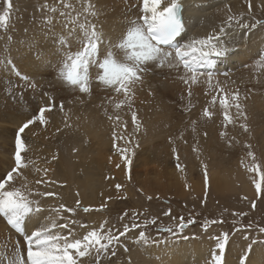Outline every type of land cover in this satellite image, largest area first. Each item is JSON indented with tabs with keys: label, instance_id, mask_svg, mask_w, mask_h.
Wrapping results in <instances>:
<instances>
[{
	"label": "bare ground",
	"instance_id": "1",
	"mask_svg": "<svg viewBox=\"0 0 264 264\" xmlns=\"http://www.w3.org/2000/svg\"><path fill=\"white\" fill-rule=\"evenodd\" d=\"M19 2H21L20 6L23 3H25L23 6H28L29 4L28 0H19ZM66 2L72 5L71 9H65L63 4L59 3V0H32L30 7H34V10H28V13L25 15L27 20H24L18 26L19 28L15 29L13 34H9L11 36L9 42L3 46L4 51L0 52V162L5 165V169L3 168L4 170L2 169L1 171L6 173L11 170L13 158L11 159L8 154L10 152V156H13L15 152L16 134L11 133L6 127H21L29 119L37 116L36 111L40 106H44L50 109L44 114L46 123L41 124L37 119L24 131V133L31 136V139L25 141L21 137L26 147V151L22 154L28 167L20 170L21 175L15 176L14 174V182L17 184L16 186L27 182L31 189L35 187L36 191L41 193L51 192L56 194L59 191L62 195L58 197V202L56 201L57 199H47L48 196L33 197L39 201L41 212L33 214L26 220L24 225L25 233L30 235V232L46 224L49 217L55 218L57 213L54 210H58L61 204L65 205L67 203H65L67 197L63 196L64 194L61 190H58V182H66L71 185L70 196L72 199L75 202L79 200L80 205L90 210L99 211L106 205L107 198L116 197L118 195L116 191L108 183H105V177L109 176L110 173L106 167L108 165L117 177L123 175L114 168L116 160H120L117 153L120 152L119 155L122 158V155L128 149L129 140H134L133 137H147L149 142L144 141L150 145L156 142L147 148L156 149V151H152L156 157L169 156L168 145L165 143L164 145L161 141L166 136H164L165 129L167 128V131L170 130L169 127H171V123L175 118L173 115H170L169 108L171 106L167 107L165 103L168 100H174L170 96L182 95L179 91L180 87L185 90H192L191 95L186 98L188 99L187 102L190 101L189 105H191V108L193 107L195 111H199L200 115H203L206 108L212 113L211 118L207 117L205 119V116L203 117L205 120L211 121H208L209 123L206 122V124L204 122L205 126L209 127L213 123V120L217 123L219 122L221 126L226 125V121L223 118L225 109L221 106L220 101L219 103H214L210 100L207 103V99L201 96V88H204L203 90L207 93L210 91L209 87L214 89L212 90L213 92H216L221 86H230L229 89L223 88L220 90L223 92V94H220L222 99H227L230 102L227 111L229 116L232 117L234 124L235 122L240 126L241 124H246L247 128L250 127L248 132L251 133L252 129L255 135H263L264 58L262 57H264V25L257 24L255 28H243L235 25L226 30L222 41L228 42L230 51L224 56V61L227 64V69L234 67L231 74H229L232 78L230 81H227V76L212 77L211 82H209L205 75L199 77L198 83L186 85L181 79L184 76L182 66L179 68H169L167 66L159 67L156 64L150 63L147 66L148 70L142 74V81L133 87L130 99L126 100L117 109L115 104L119 100L125 99V97L122 94L117 95L111 88H107L97 81L98 69L95 66L90 69L89 90L83 93L78 88L66 84L58 76V72L65 54L69 51H76L80 45L78 32L69 35V28L78 29V24L72 23L77 13H80V23H84L85 19H87L90 24H95L102 41L99 58L103 59L107 51L113 44L118 42L121 35L126 31L129 22L137 19L140 15L139 5L141 0H66ZM180 2L183 5L182 17L185 27L181 36L177 38L176 43L178 45H184L194 39L215 34L228 15L240 17L246 24H254L256 21L264 19L258 17L259 12L264 10V0H180ZM249 3L251 4V10H249ZM89 4L92 5V8L89 9L88 13H85L84 9ZM51 8H56L57 11L52 12L50 11ZM92 11H95L96 15H92ZM61 12H68L70 15L61 16ZM29 14H31L30 17ZM248 19L255 20L249 23ZM62 35L64 37L63 43L58 39ZM2 42L0 40V45H2ZM257 56H260V58L256 59ZM238 64L239 66H237ZM200 70L203 72L208 71L207 69ZM210 71L212 72L213 68ZM50 75L51 80L49 79ZM24 78H27L31 85L30 87L34 85L33 90L30 88L29 92H27L28 85L24 86L22 80ZM206 83L210 85H206ZM15 88L20 89V91L22 89L23 93H25L24 96L19 95L18 90H15ZM233 94H237L238 103L247 117L246 120L237 112L235 107L236 102L232 101ZM152 95H154V98L150 100L149 96ZM16 103H21V107L15 105ZM61 105H63L62 108ZM124 107L125 110L127 109V112H124L125 115L121 114L124 111ZM128 109H131V113ZM104 110H111L112 113L119 111L115 115V117H119V120L116 118L112 122V118H109L112 114L108 115L109 113L107 112L108 116H106L103 112ZM133 112L137 116L136 124L132 122ZM170 118H173V120ZM187 118L192 119V115H189ZM175 121L174 123L176 124ZM185 121L187 122V119ZM180 122L181 119L175 127H179L180 125L178 126V124ZM201 122L203 125V120ZM180 124L183 125L180 126L182 128L186 125V123L185 125ZM112 125L114 126L112 127ZM191 125H188L189 129H191ZM184 129L186 130V126ZM184 129L180 128L183 131L182 133L176 129L180 134H173L171 138L173 141L181 139L180 143L182 142V145L178 143L176 151L178 152V161L181 168L188 169V174L196 172L197 169L204 170L203 160L207 159V157L212 164L215 162L221 164L226 158L223 157L225 154L220 149L224 147V142L236 144L244 139L241 136L243 132L242 127L239 133L235 132V137L232 132L228 134L227 131L223 130L221 133H225L224 137H219L216 127L196 131L198 132L196 135H191L192 130L184 132ZM194 130H197V127ZM56 131L59 132L58 134H62L61 137L65 140L62 141L59 148L52 142ZM203 135L205 138H202ZM119 137L121 139L118 141ZM79 139L88 142L94 140V144L90 146L94 147V154L86 151L84 146L78 141ZM38 140L48 144L50 151L47 148L45 149V147L39 146ZM112 140L116 141L117 148H115V155L113 154L115 159L110 161V158H107V153L109 154L110 151L108 150L113 149L110 148ZM188 143L192 144L191 150L184 149V146ZM165 156L163 157L164 159ZM75 158L77 162L74 160ZM57 160H61V166L64 169L63 180L59 178L60 176L57 175L52 167ZM163 162L161 161L160 163L162 164ZM168 166L172 167V162ZM214 168L212 167V170ZM44 169H47L46 175L44 174ZM231 169L234 170L232 167ZM36 171H38V179L41 178L42 174L43 179L40 180L45 181V183L36 184L31 179V173ZM77 171L78 173L81 171L82 176H84V181H82L81 185H73L75 179H77ZM224 171L225 173H218L221 179L219 182H217L218 177L214 180V182H217L215 184L216 188L230 190L238 181L247 187L245 192H252L253 186L250 185L251 180L248 173L247 175L245 172L239 173L241 171L240 168L237 170V174H231L229 172L231 170L226 168H224ZM87 172L88 174H86ZM177 172L179 173L178 170ZM177 177L181 181V178ZM50 201L54 202V204ZM73 203L71 202V204ZM59 216L63 217L62 219H57V222L60 224L75 221L73 215L63 210L59 211ZM76 216L85 217L88 222L87 228L80 231L78 230L80 229L78 228V224L82 222L75 221V225H69L77 238H82L92 228H99L100 224L105 221L107 222L106 229L113 223L102 214L93 215L90 213L84 215L83 213H79ZM56 231L60 230L57 229ZM67 231V229L63 230V234L66 235ZM118 231H123V227ZM19 238L24 242V234L14 232L6 220H2L0 216V261H2V264L4 263L5 252L8 253L7 259L11 258L16 250H20L21 254H24ZM206 245L208 244L201 241H189L184 244L182 243V246L178 248L177 246H172L171 242L164 245L160 243V245L152 246L149 251L148 249L144 251L145 256L143 255V258L146 259L145 264H147V261L150 264H208L201 259L202 255L207 258L210 257L211 260V254L207 256ZM258 247L259 245H256L252 251L253 254L246 257L247 264H264V246L262 248ZM241 248V246L240 248L237 247V249ZM147 252L150 254L146 255ZM24 256L26 257L25 254ZM92 256L93 253L79 258L78 264H90L89 259ZM240 257L238 256V250L229 251L223 264H239ZM210 264H212L211 261Z\"/></svg>",
	"mask_w": 264,
	"mask_h": 264
},
{
	"label": "rangeland",
	"instance_id": "2",
	"mask_svg": "<svg viewBox=\"0 0 264 264\" xmlns=\"http://www.w3.org/2000/svg\"><path fill=\"white\" fill-rule=\"evenodd\" d=\"M21 2H19V0H11V3L13 5L11 14L13 15L10 14V19L6 25L7 29L0 27V40L3 41L2 45H0V52L4 51L3 46H5L7 42H9V38L11 37L9 34H13V32H15V29L16 28L18 29L19 28L18 26L21 25V23L24 22V20L25 21L27 20V18H25V15L28 13V10L31 9L34 10V7L33 8L30 7L31 6L30 2H32V0H28L29 2L28 6L27 5L23 6L25 3H23V5L20 6ZM3 8H4L3 0H0V13H2ZM30 15L31 14H29V17ZM258 17L264 18V10L259 12ZM16 20H18L19 22ZM254 20L248 19L247 21L251 23L254 22ZM259 21H261L260 25H264V19H260ZM241 33H245V32H241ZM2 37L4 38L2 39ZM210 58L214 61L212 77L228 76L227 81H230V79L232 78L230 77L229 74H231L232 69L234 67L232 69L226 68L227 64L224 61L225 60L224 56H220V57L211 56ZM258 58H260V56H257L256 59ZM249 60L250 58L247 61L249 62ZM237 66H239V64ZM49 79L51 80V75ZM22 80L24 86L28 85L27 92H29L30 88H32V90L34 89V85L30 87L31 85L29 84L27 78H24ZM206 85H210V84L206 83ZM229 87L230 86L227 85L226 87L221 86L218 88V90H216V92L215 91L213 92L212 90L214 89L209 87L208 89H210V91L207 93L203 90L204 88H201V96L207 99V103H209L210 100L211 102L219 103V101L222 99L221 94H223V92H221L220 90H222L223 88L229 89ZM56 89L58 88L56 87ZM15 90H18V88L17 89L15 88ZM179 91L182 95L179 94L175 96L168 95L171 98H174V100L176 99L177 101L168 100V102L165 103L167 107L171 106L169 108L170 109L169 112L170 115H173L175 118L174 120L173 118H170L173 120L172 122L173 124L171 123V127H169L170 129L169 131H167V128L165 129L166 132L164 136L166 135L165 136L166 138L164 137L162 140L163 142L161 141V143L163 144L165 143L168 145L169 156L164 155L165 159L163 158L164 156H161V158L156 157V155H154L155 153H153L154 151H156V149L153 148L147 149L148 147L154 145L156 142L150 145L149 143L148 144L145 143V141L149 142L147 137H143L144 138L143 139L142 137L135 138L132 136L135 142H133L134 140H129L130 148L128 146V149L127 151H125V154L121 152L123 155H126L127 162L125 159L121 158V156L119 155L120 152L117 153L121 161L116 160L117 162H115L116 163L115 165L117 166L119 164L120 167L115 166L114 168L116 169V171L121 172L123 175L117 177L108 165L106 167L110 173L109 176L107 175L105 177V183H108V185L113 190H115L118 195L116 197H112L111 199L107 198L106 205L103 208H101V210L99 211L89 210L88 212H84L83 209L86 207L80 205L81 203L77 205V202H75L70 196L72 186L67 184L66 182L57 183L58 190H61V192L64 194L63 196L67 197V201H65V203L67 202L65 204L66 208H71V209L73 208L74 211L71 212L70 214L73 215L76 222H82L78 224V228H80L78 229L79 231L85 229L80 227L81 224L88 226V222L86 221L85 217L76 216L79 213L81 214L83 213L84 215L90 213H92L93 215L96 214L105 215L107 218H109L111 222H113L112 225L109 228H107V229H111L113 234H116L117 231L119 229H122V227L125 224L129 225L130 231L125 236L120 238L119 244L114 243L113 245L110 246L109 251L107 253H101L99 262H97L95 252H93L92 258L89 259L90 264H132V263L145 264L146 259L143 258L144 251H146L147 249L149 251L152 246L160 245V243L164 245L165 243H169V242H171L172 246L174 245L177 246L178 248L179 246L180 247L182 246V243L184 244L189 241L205 242L206 244H208L206 245V249L208 252L207 256H209L210 254H212L213 251H216L217 238H221L223 233H228V242L226 244L224 251L225 255L223 254L224 262L226 260L227 252L229 251L236 249L238 250L239 257L240 256L242 257L243 255L244 257H247L253 254L252 251L254 250V247L256 245H259L258 248H262V246H264V232L260 231L261 228H264V139H263L264 133L263 135L258 136L255 135V132H252V129H251V133L248 132L250 127L247 128L248 129L247 131H244V129L242 128L243 132L241 136L244 138L242 139V141H239V143L236 144L235 143L229 144L224 142L225 148L224 147L220 148L225 154V156L223 157H226L221 162V164H218L216 162L212 164L211 161L208 160L209 158L207 157V159L205 158L203 160V165H204L203 167L205 168L204 170L197 169L196 172L194 171L192 172V174H188L189 171L188 169L181 168V166L179 169L177 168V164H179V161L177 159L178 152L176 151V148L178 143H180L181 139H178V141L175 139L176 141H173L171 135L173 134L177 135V133L178 134L182 133L183 132L182 130L186 126L187 132L188 131L190 132L192 130L191 135H196V133H198L196 131H200L202 129H208V128L211 129V127L213 128L216 127L219 137H224V135H221L222 130L227 131L228 134H231L232 132L233 136L235 137L236 133L240 132L241 126L236 124V122L234 124V121L232 122L233 124L232 123L229 124L226 122L227 126L226 125L221 126L219 125L220 124L219 122L217 123L214 120L209 127L205 126L206 122L209 123L211 121L208 120L209 121L208 122L207 120H205L207 117H205L204 119L203 118L204 115H200L201 113L199 111H195L193 107L191 108V105H189L190 101L187 102L188 99L186 98L190 96L189 92L191 93L192 90L189 91V89L185 90L182 89V87H180ZM18 94L24 96L25 93H23L22 89L21 91L19 89ZM213 97H216L215 101H213ZM153 98L154 95L149 96L150 100ZM15 105L21 107V103H16ZM41 107L44 106H40L39 109ZM39 109L36 111L37 113L36 115H38ZM123 110L124 111L121 112V114L125 115L124 112H127V109L125 110L124 107ZM128 111L131 113V109L130 110L128 109ZM103 112L104 114H106V116L110 114L113 115V116L111 115L112 122L116 120L117 117H115V115L119 113V111L112 113L111 110L110 111L104 110ZM189 115L190 116L192 115V119L187 118L189 117ZM223 118H224V114H223ZM180 119H181L180 123L184 125L186 123V125L183 128L180 127L183 126L180 123L178 124V126L180 125L179 127H175L177 126L176 124L180 121ZM185 119H187V122L185 121ZM190 119L193 122L192 123L193 126L191 125ZM200 119L203 120V125ZM174 121L176 122V124L174 123ZM168 125L170 126L169 123ZM188 125L189 126L191 125L190 127L191 129H189ZM113 126L114 125H112V127ZM172 126L175 129V131L172 128ZM196 127L197 130H194ZM19 128L20 127L14 128L13 126H8V128L6 127V129H8L11 133L13 132L15 134L18 132ZM180 128L182 130H180ZM176 129H178L180 133L176 131ZM186 130L184 129V132H186ZM58 133L59 132L56 131V135L54 136V140L52 142H54V144H56L57 147L59 148V146L62 144V141L65 140H63V137H61L62 134H58ZM223 134L225 133L223 132ZM21 137L24 138L25 141L31 139V136L24 132L21 133ZM202 138H205L204 135L202 136ZM120 139L121 138L119 137L118 141ZM78 141H80V144L84 146V149L86 151H89L91 154H94L93 153L94 147H90L94 144V140L88 142V141H81L79 139ZM142 142H144L146 146ZM38 144L39 146L45 147V149L47 148V150L50 151L48 144L42 143L39 140H38ZM180 144L182 145V142ZM110 148L113 149L108 150L110 152L109 154L107 153V158H110V161H112L113 159H115L114 152H116L115 148H117V144L115 140L111 141ZM191 148H192L191 143H188L184 146L185 150H191ZM228 150H230L229 153H227ZM249 152H251L253 155L249 156L248 155ZM8 155L11 159L13 158V164L11 166L12 168L14 166V155L10 156V152ZM74 160H76V158ZM161 161L164 162L161 164L160 163ZM171 162H172V167L168 166V164H170ZM143 163L145 164L143 165ZM52 167L54 168L57 175L60 176L59 178L63 180L64 169L63 166H61V160L55 161ZM212 167L215 168L212 170ZM231 167L234 168V170L231 169ZM3 168L5 169V165L1 164L0 162V179H2L7 174V172L4 173L1 171ZM224 168L230 169L232 171V172L229 171L231 174H237L238 172L237 170L239 168L242 171V172L240 171L239 173L245 172L246 175L248 173L251 180L250 185L253 186L252 192L251 193L245 192L247 187L243 186V184L238 181L233 185L234 187L231 188L230 190H222L216 188L215 184L219 182V180H221L219 178L220 176L218 173L220 172L225 173ZM250 168L252 169L251 171H249ZM177 170L179 171V173L177 172ZM171 171L174 173H172ZM76 173H77L76 175L77 179H75L73 185H78V184L81 185L82 181H84V176H82L81 171L79 173L77 171ZM205 173L207 175V184L205 183ZM86 174H88V172ZM177 176H179V179L181 178V181L178 180ZM217 177H218V181L214 182V180ZM31 179L34 181L43 179L42 174H41V178L38 179V171L32 172ZM15 185L17 184L15 183ZM116 185H121V187L117 189ZM257 185H259L260 187V194L257 193ZM33 190L36 191L37 189L33 187ZM60 196L62 195L58 191L55 195L48 196L47 199L49 198L57 199L56 201L58 202V197ZM149 197H151V199H149ZM71 202L74 203L71 204ZM51 203L54 204V202ZM47 204L49 203L47 202ZM253 204L255 205L254 207ZM166 212L170 214L165 215ZM181 217H183L185 223H187V221L189 220L194 221V223L187 224V227H185L183 231H177L176 226L180 223ZM1 219L4 220L2 216ZM153 220H155V223L151 222ZM213 220L222 221V223L212 224L211 221ZM132 224H137L139 225V227L133 229L131 228ZM165 228H172L173 233L175 234L166 231H158V229H165ZM141 231L145 232V236L148 240L147 243H144L143 241L138 242L139 233ZM20 243H21L22 252L26 255L25 252L26 246L22 241V239H20ZM167 245L169 246V244ZM240 246L242 248L237 249V247L240 248ZM125 247L127 248V251H125ZM113 252L115 253V255H112ZM147 254L150 253L147 252L146 255ZM7 255L8 253L5 252L3 264H7V258H8ZM201 257H202L201 259H203L204 262L210 264L211 261L210 257L207 258L202 255ZM147 264H150V262L147 261Z\"/></svg>",
	"mask_w": 264,
	"mask_h": 264
},
{
	"label": "snow or ice",
	"instance_id": "3",
	"mask_svg": "<svg viewBox=\"0 0 264 264\" xmlns=\"http://www.w3.org/2000/svg\"><path fill=\"white\" fill-rule=\"evenodd\" d=\"M59 3L63 4L65 9L72 8V5L66 0H59ZM3 4L4 8L0 13V27L6 28L13 5L11 0H3ZM91 8L92 5L89 4L84 12L88 13ZM182 8L183 5L180 0H141L140 15L137 19L129 22L126 31L121 35L118 42L107 51L103 59L99 58L102 41L95 24H90L87 19L84 23H80V13H77L72 23L78 24V29L69 28V35L78 32L80 45L76 51H69L65 54L61 61L58 76L69 86L78 88L82 93L87 92L89 90L90 69L95 66L98 69L97 81L105 87L111 88L117 95L122 94L125 97L115 104V107L119 109L126 100L130 99L133 87L142 81V74L148 70L147 66L150 63L169 68L182 66L184 76L181 79L186 85L198 83L199 77L205 75L211 82L213 74L210 69L213 68L214 61L210 57L225 56L230 51L228 42L222 41L226 30L235 25L243 28H255L257 24L261 23V21H256L254 24H246L242 18L228 15L215 34H209L204 38L178 45L176 43L177 38L181 36L185 27ZM249 10H251L250 3ZM50 11L56 12L57 9L51 8ZM229 11L231 10L229 9ZM60 14L61 16L70 15L68 12H61ZM91 14L96 15L95 11H92ZM58 39L63 43V35ZM200 69H207L208 71L201 72ZM189 95H191L190 92ZM215 99L216 97H213V101ZM232 101L236 102L235 107L239 115L246 120L247 117L238 103L237 94H233ZM220 104L225 109L224 120L229 124L232 123L233 119L227 111L230 102L227 99H221ZM62 107L63 105H61ZM48 110L50 109L41 107L37 116L29 119L19 128L15 139L14 166L0 179V216L17 233L24 234L26 246V257L21 254L20 250H16L12 257L7 259V264H78L79 258L91 255L93 252H95L96 260L99 262L101 253H107L114 243L119 244L120 238L130 231L129 225L125 224L123 231H117L116 234H113L111 229H106L107 222L105 221L100 224L99 228H92L82 238H77L69 226L75 224V221L63 224L57 222L58 218H63L59 216L60 210L69 213L74 211L61 204L58 210H54L57 213L55 218L49 217L46 224L32 231L30 235L25 233L26 220L33 214L41 212L39 201L33 197L55 195L51 192L34 191L27 182L20 186H16L14 182V174L19 176L21 175L20 170L28 167L22 156L26 147L22 141L21 133L37 119L39 123L45 124L44 114ZM203 115L211 118L212 113L206 108ZM109 118L111 119V117ZM117 120H119L118 116ZM132 122L133 124L137 122L135 112L132 113ZM241 127L244 131L248 130L246 124H241ZM248 155L252 156L253 154L249 152ZM122 159L127 162L126 155H122ZM177 159H179L178 156ZM117 167L120 165L118 164ZM177 168H180L179 164H177ZM251 170L250 168L249 171ZM44 174H47V169H44ZM35 183L41 184L45 181L37 180ZM205 183L207 184L206 173ZM116 187L119 189L121 185H116ZM257 193L260 194L259 185H257ZM79 204L80 201L78 200L77 205ZM89 210V208L83 209L84 212ZM169 214L165 213V215ZM151 222L155 223V220ZM191 223L194 221L189 220L185 223L181 217L180 223L176 226L177 231H183L187 224ZM211 223H222V221L213 220ZM80 227L87 228V225L81 224ZM137 227H139L137 224L131 225L133 229ZM57 229L60 231H56ZM65 229L68 230L66 235L63 234ZM158 231L173 233L172 228L158 229ZM260 231L264 232V228H261ZM139 241L148 242L145 232L139 233ZM227 242L228 233H223L221 238H217L216 251L211 254L212 264H223V254ZM125 251H127L126 247ZM112 255L115 253L113 252ZM239 264H247V258L241 257Z\"/></svg>",
	"mask_w": 264,
	"mask_h": 264
}]
</instances>
